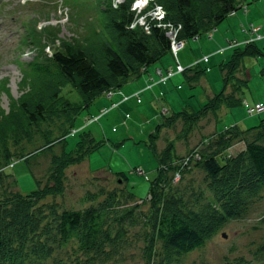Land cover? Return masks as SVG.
<instances>
[{"label":"rangeland","instance_id":"rangeland-1","mask_svg":"<svg viewBox=\"0 0 264 264\" xmlns=\"http://www.w3.org/2000/svg\"><path fill=\"white\" fill-rule=\"evenodd\" d=\"M127 1L0 0V117L3 118L10 111L11 101L17 102L21 96L37 94L41 89L43 90L47 78L52 77V73H36L35 71L39 72L38 67L29 65L31 62H48L47 58L52 57L53 48L58 47L61 40H71L77 36L85 37L102 29L105 9L108 6L113 9L117 8ZM131 3V10L134 11L130 26L132 29L139 26L145 34H149L154 25L152 23H156L157 27L166 32L170 39L171 49L179 50L183 46L177 54L180 60L176 59L177 63L168 65L175 69L171 70L167 67L163 71L161 67L154 68V73L158 76L157 81L151 77L147 81L148 87L146 88L153 90L155 83H167L169 80H174L177 75L184 73L190 60V48L196 47V51L201 52V47L202 52H210L212 48L210 44H212L214 33L218 31L217 27L209 29L198 39L196 38L197 40H193V42L199 41L194 45L180 38L182 25L169 21L167 10L157 0H132ZM241 10L256 14L257 20L247 23V27H243L244 22H240L242 32L247 34L241 44H254L264 35V32L260 31L261 28L254 23L264 21V0H243L235 12ZM234 20L240 21L243 17H233L232 22L235 24ZM45 27L55 45L48 42L49 44L45 46L41 38H39V41L41 40L39 45H35L29 39L36 35L33 28L40 31ZM219 29H221L218 31L219 38L224 40L225 45H230L229 38L222 34L226 26L222 24ZM29 32L30 36L27 34ZM235 41H230L232 45L235 43L233 47L239 45ZM224 50L221 49L217 53H224ZM231 52L232 48L227 51V57ZM186 56L189 58L187 62ZM96 57L102 60L99 53ZM170 57L174 61L173 56L170 55ZM208 58L209 56H204L202 60L207 61ZM212 62L215 63V58ZM256 63L257 65H245V67L252 66L247 77L237 72L235 77L230 78L227 76V66H223L225 70L222 72L225 79L223 78L222 88L216 89L219 91L217 93L215 91L216 94L213 93V96L208 99L200 94L209 86L205 79L208 78L209 73L207 72L211 69L207 67L195 70V72H192L194 69L189 70L183 77L184 87L177 86V89L181 95H184L189 88L193 100L189 102L183 100L181 108L176 112L183 111L187 117L198 115V119L191 118L186 121L181 117L172 127L163 126L159 131H155L156 128L161 123H165L166 119L173 114L167 106L146 109L148 116L141 118L135 106L131 109L126 108L129 113L123 115V121L116 119L118 110L111 112L125 102H135L138 106L144 105V89L127 94L120 88H112L108 90L111 92L106 91L105 93L109 96H119L120 100L100 108L99 99L104 97L103 95H100L89 106L83 107L82 97L70 85L60 86L59 96L61 98L57 103L69 101L70 105L71 103L77 105L76 113L73 114L72 110H68L69 107L64 111L62 106H57V109L62 110L64 114L59 111L39 124L33 123L29 134L15 133L6 137L7 139L0 145V202L16 195L27 196L50 187L60 189L45 196L39 204L54 203L58 206L59 212L97 207L108 193H116L122 202L128 200L130 193H133L134 198L124 206L138 204L143 211H146L149 206L148 201H150V194H148L150 182L159 177L160 170L168 167V164L161 160L166 159L169 145L173 146L172 158L176 161L171 164L174 167L172 171L165 170V173L168 171V174L172 176L170 182L174 185L180 183L182 178L180 162L190 159L191 162L186 167L187 171L183 174L184 184L181 185L194 186L195 189L204 188L206 173L200 166L202 156L198 155L197 151L201 149L203 152L209 146L208 142L211 141L212 144L222 133H227L233 127H239V123L235 120H243L244 123H240V126L248 128L260 124L261 118L264 117V114H254V116L252 114L255 109L257 111L258 109L250 97L251 93L256 94L254 98H259L264 103V56ZM194 64L199 63L193 62L192 65ZM45 69L54 70L55 68L49 64ZM31 70L39 75L32 73ZM146 71L148 69L145 71L143 69L141 74ZM218 74L220 71L216 66V70L210 75L217 76ZM134 77L136 76H132L131 79ZM124 86L125 84L121 88ZM196 88L200 91L197 96L195 95L198 92ZM242 91L244 94L241 93ZM205 92L208 90L206 89ZM221 92H223L222 99L232 98L230 100L235 105L228 106L224 103L215 112L206 111L204 106L212 99L217 100L216 95ZM152 96L155 99V94ZM71 117H75L73 125L68 123ZM71 127L73 129L70 133L66 132ZM135 128L141 131L135 134ZM86 131L88 132L83 134ZM258 131L251 133L244 131L243 136L237 139L224 155H237L245 149L246 141L258 138ZM260 133L264 134V130ZM82 134L85 138L81 137ZM67 135L68 142L66 143ZM152 135H157L156 158L148 147ZM48 139L51 143L47 145ZM77 140H80L79 146L73 153H69L70 157H80V159L78 158L77 162L69 163L59 170L61 163L58 160L64 158L66 150L74 148ZM89 146H91L90 149ZM208 152L212 153L210 149ZM8 154L10 158L7 157ZM191 155H193L192 158ZM164 177L162 175L159 179ZM185 197H190V192L185 193ZM128 233L127 247L122 250L121 256H117L108 264H144L145 244L142 240L140 226L129 229ZM75 246V242H70L64 247L58 246L53 253V258L69 264L70 260L74 259L73 248ZM262 246H264V189L241 217L226 221L204 247L182 255L180 260L182 264H264V258L258 252ZM48 264H55L52 258Z\"/></svg>","mask_w":264,"mask_h":264},{"label":"trees","instance_id":"trees-1","mask_svg":"<svg viewBox=\"0 0 264 264\" xmlns=\"http://www.w3.org/2000/svg\"><path fill=\"white\" fill-rule=\"evenodd\" d=\"M242 1L157 0L167 10L168 20L182 25L180 38L187 42L217 27L238 9ZM131 2L128 0L114 9L108 6L104 11L102 29L85 37L61 40L59 48L54 47L52 57L47 58L48 62L33 61L29 64L38 67L39 72L36 73H52V77L44 82L43 90H40L46 94L37 92L21 96L17 102L11 101L10 111L3 118L0 117V145L8 135L29 134L33 123L39 124L48 116L63 112L57 106H62L64 111L69 107L68 110L76 113L77 105H70L69 101L57 103L61 98L60 86L70 85L82 97L83 107H87L106 91L121 88L132 76H139L143 69L145 71L171 55L170 39L156 23H152L154 25L149 34H145L139 26L134 29L130 27L134 17ZM33 31L36 34L32 38L35 45L41 42L39 38L45 46L54 44L46 27L40 31L33 28ZM27 34L30 36V32ZM229 43L233 50L224 66H227V76L230 78L235 77L245 58L264 56L261 48L253 43L239 47ZM97 53L102 60L96 57ZM49 64L55 69L44 70ZM222 94L216 95L217 100L212 99L204 106L206 111L215 112L224 103L235 105L230 100L232 98L222 99ZM181 117L186 121L198 119V115L187 117L183 111H174L155 131L163 126L172 127ZM73 120L75 117L69 118L68 123L73 125ZM72 129L66 132L70 133ZM256 130H259L258 138L246 141L245 149L237 155H224L243 136L244 131L251 133ZM262 130L264 117L257 126L233 127L212 144L208 142L206 150L197 151L202 156L200 166L206 173L204 188L197 190L194 186L181 185L184 184L183 174L190 159L180 162V183L174 185L170 182L172 176L168 171L174 169L171 164L176 161L172 158L173 146L169 145L166 159L161 160L168 164L165 168L168 171L160 170L159 177L150 180V201L146 211L138 204L124 206L134 198L133 193L125 202L120 201L116 193H108L97 207L62 212L54 203L39 204L45 196L60 188L46 187L27 196L7 198L0 202V264H48L51 258L55 264H68L53 258V253L58 246L64 247L70 242H75L76 246L73 248L74 259L69 264H108L121 256L128 245L129 229L138 226L145 244L144 264H182V255L204 247L226 221L241 217L264 189ZM83 134L81 137H84ZM150 138L148 147L156 158L157 135ZM65 139L67 143L68 135ZM79 142L77 140L74 148L66 150L64 158L58 160L61 163L59 170L80 159L70 157ZM49 143L50 139L47 145ZM209 149L212 153L208 152ZM7 157L10 158V154ZM162 175L165 177L159 179ZM189 192L190 197L186 198L185 193ZM258 252L264 258V246Z\"/></svg>","mask_w":264,"mask_h":264},{"label":"crops","instance_id":"crops-1","mask_svg":"<svg viewBox=\"0 0 264 264\" xmlns=\"http://www.w3.org/2000/svg\"><path fill=\"white\" fill-rule=\"evenodd\" d=\"M236 16L243 17V20H240V21L234 20L235 21V24H234L232 22V20H233V17H236ZM256 20H257L256 14H254L250 11H247V10H241V11L235 12L234 14H230V16H228V18H226L223 22H221L217 26V29H218V31H221V29H219V27L222 24H224L226 26V29L224 30V32H222V34L224 35V37L229 38V42L236 40L235 42L239 43V45H236V46L239 47L243 38L247 37V34L242 32V27H240V22H244L243 27H247L248 26V25H246L247 23H250V21H256ZM254 23H256L258 25V27L261 28L260 31L264 32V21L263 22H254ZM218 31L214 33L213 41H211L212 44H210L212 47L209 50L210 52H202L203 50L201 47H200L201 52H197L196 47L190 48V52H189L190 60L188 62L187 70L184 73L177 75L174 80H169L167 83H155L156 86L154 87L153 90H150V88H146V87H148L147 81H149V79L151 77H153L157 81L158 76L154 73V68L161 67L163 69V71H165L167 67H171L168 65L173 64L174 61L170 56L164 57L161 62L157 63L154 66H150L148 71L143 72L139 76H136L133 79L129 80L123 88H120L121 91H123L124 93L130 94V93L137 92L141 89H144V91H145L144 105L142 104L141 106H138L135 102L121 103L117 108H115L111 111V112H113L115 110L116 111L118 110L116 119L123 121L124 120L123 115L126 113H129L126 110V108L131 109L134 106L137 108V110L139 112V118H141L143 116H148V112H146L147 111L146 109L150 110V108L154 109V108H160L162 106H167L170 109V113H173L174 111L179 110L181 108V103L183 100H186L187 102L193 100V99H191V96H192L191 90H189L188 87H187L188 91H187V93L185 92L184 95H181V92H179L177 89V86L184 87L185 82H184L183 77L191 69L192 70L194 69V71H192V72H195V70L206 69L207 67H209L211 69L209 72H207V73H209L210 77L208 76V78L205 79V81L209 83V86L206 87L208 92H205L206 89H203V91H201V94H200V91H198L196 88V91H198L195 94L196 96L200 94V96L203 97L205 95L206 99H208L211 96H213V93H215V91L217 93L219 90L217 91L216 89H221L222 85H223L222 83H223L224 73L222 72L221 68L224 66L225 62L227 63L228 59L230 58V56L227 57L226 53L229 49H231V47H230L231 45H228V46L225 45L224 40H222V38L221 39L219 38ZM197 39L194 38L193 40H197ZM207 39H210V38L207 37ZM193 40H191L190 43H193L194 45L197 44V42H199V41L193 42ZM214 40H215V42H214ZM254 44L256 46H258L259 48H261V50L264 52V38L257 40ZM221 49H225L224 50L225 52L224 53L223 52L217 53V51H219ZM204 56H209L207 61L202 60L204 58ZM221 56H223V58H221ZM169 57H170V63H169ZM187 57L188 56H186V62L189 59ZM261 57L262 56H257V57H252V58L249 57L250 59L245 58L241 63V68L239 69L238 74H241L243 76L246 75V77H247L250 74L249 71L251 70L252 66L251 67H245V65L246 64H252V65L256 64L257 65L256 61L259 60ZM213 58H215V63H217V64L212 62ZM250 60H252V61H250ZM197 61H199L198 62L199 64L192 65L193 62L197 63ZM197 66H200V67H197ZM216 66L219 68L220 74H218L217 76L210 75L216 70ZM195 68H197V69H195ZM185 77L189 78V76H185ZM137 79H138V81L136 82ZM138 82H140V83H138ZM146 90H148V91H146ZM241 93L244 94V91H242ZM152 94H155V99L153 98ZM255 95L256 94H254V93H251V95H250V97L254 100V103H256V102L263 103L261 101V99L254 98ZM103 96L104 97H101L99 99L101 102L100 108H103L105 106H109L112 102H117L120 100L119 96H109L107 93H104ZM132 114H134V113H132ZM116 119H114V120H116ZM235 121H236V123H239V127H241L240 123H244L243 120H235ZM160 123H161V121H160ZM134 131L136 134V132L137 133L140 132L141 129L135 128Z\"/></svg>","mask_w":264,"mask_h":264},{"label":"built area","instance_id":"built-area-1","mask_svg":"<svg viewBox=\"0 0 264 264\" xmlns=\"http://www.w3.org/2000/svg\"><path fill=\"white\" fill-rule=\"evenodd\" d=\"M161 9V8H160ZM162 10V9H161ZM163 12V11H162ZM183 47V46H182ZM181 47V48H182ZM180 48V49H181ZM179 49V50H180ZM174 50V51H173ZM179 50H175V49H171V51H172V53L174 54V56H175V58L177 59V54H178V51ZM180 69V68H179ZM256 107H257V109H258V111L255 109V112L254 113H252V114H255V113H264V106L263 105H261V104H256L255 105Z\"/></svg>","mask_w":264,"mask_h":264},{"label":"bare ground","instance_id":"bare-ground-1","mask_svg":"<svg viewBox=\"0 0 264 264\" xmlns=\"http://www.w3.org/2000/svg\"><path fill=\"white\" fill-rule=\"evenodd\" d=\"M0 31H1V28H0ZM30 40H31V42L33 41V39L32 38H29ZM28 40V39H27ZM25 43H27V42H25Z\"/></svg>","mask_w":264,"mask_h":264}]
</instances>
